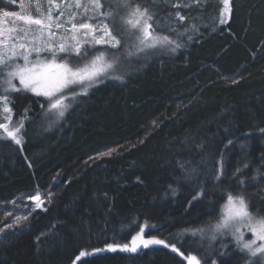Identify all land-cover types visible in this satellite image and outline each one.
Wrapping results in <instances>:
<instances>
[{
    "label": "trees",
    "instance_id": "1",
    "mask_svg": "<svg viewBox=\"0 0 264 264\" xmlns=\"http://www.w3.org/2000/svg\"><path fill=\"white\" fill-rule=\"evenodd\" d=\"M53 1L0 0V12L38 15ZM130 2L154 14V31L181 47L128 58L122 9L108 5L113 15L98 21L121 47L86 42L84 59L74 53L71 61L123 54L122 79L70 97L55 123L45 97L7 93L23 142L0 138V264H187L197 254L200 264L255 262L234 245L223 253L202 247L187 232L209 228L229 193L264 218V0H231L223 24L221 0ZM35 193L46 199L43 208H33ZM141 229L168 246L107 249ZM81 251L89 254L77 259Z\"/></svg>",
    "mask_w": 264,
    "mask_h": 264
},
{
    "label": "snow or ice",
    "instance_id": "2",
    "mask_svg": "<svg viewBox=\"0 0 264 264\" xmlns=\"http://www.w3.org/2000/svg\"><path fill=\"white\" fill-rule=\"evenodd\" d=\"M200 2L201 0H193V3L196 5H199ZM222 3L223 9L220 12V22L223 24L230 17L232 9L231 0H222ZM77 6H79V4ZM119 6L131 9L128 18L124 19V23L130 25L132 29H140L142 32V35L137 37L139 44L135 46V52L128 51L126 54L127 57H131L137 53H143L145 49H155L158 46L163 47L175 44L176 48L181 47L180 44L169 39L168 36L155 34L153 27L155 17L154 14L149 13L147 8L141 10L139 4L132 7L130 0H119ZM174 6L179 7L180 5ZM187 6L188 5H185V7ZM109 7H111V5H109ZM94 8L96 10L102 8L100 0H94ZM100 14L106 17H111L113 15L112 12H101ZM3 15L6 17L15 16L29 25H39V31L41 34L40 38H37L39 46L32 47L31 49V52L37 54L36 59L30 60L29 57L31 53L24 54L22 56L24 64H16L15 68L6 73L7 79L4 82L8 85V88L4 89V91H21L22 89L17 88L13 83V78H18L23 90L30 91L37 96L45 97L48 106L44 109V113L50 118L51 123H55L57 120L65 116V112L70 106L66 101H68L70 97L74 99L78 95H86L88 88L98 83L101 76L107 77L110 70L115 71L117 66L122 63L118 56H114L111 60L106 59V53L101 51L84 64L74 66L71 61L73 52L70 49V46L61 43L56 47L50 41L42 39L44 28L50 27V25L45 24L44 20L34 19L31 16H23L16 12L8 11H5ZM176 15L181 21L185 19V17L179 12H177ZM141 25H143L142 28ZM57 27H60V25L57 24ZM72 28L76 29L77 25L73 24ZM79 28L88 29L90 33H94L96 30L93 25L87 23L80 24ZM193 29L195 30V25H193ZM22 31L27 32L25 29H22ZM102 31L103 35L98 39L93 35L94 43L96 45H108L113 49L119 50L121 47V40L118 39L116 35H113L107 24L102 26ZM51 35L54 34L49 33V36ZM189 39H192V37H189ZM19 47L25 48V45L21 43L19 44ZM176 48H173L172 51H175ZM44 52H46L50 58H42L40 53ZM74 53L77 59H84V56H86V53H81V45L79 43L75 45ZM16 55L17 54L14 51L13 56ZM7 63V59L0 56V67L6 66ZM113 78L122 79L121 76H114ZM77 87L81 89L80 92L76 91ZM0 99H3L5 104L3 111L5 113H11L12 109L8 107V97L5 95L0 97ZM41 107L42 109L44 108L43 105H41ZM22 127L23 124H21L20 127L9 129L8 125L0 124V129L4 130L6 137L10 138L17 145L23 142L22 136L19 135ZM261 132L264 133V129H261ZM231 143L232 141H229V144ZM110 154L111 152L101 153L100 155L103 156ZM180 166L183 167L182 164ZM237 171H239V169H237ZM216 178L220 179V176H217ZM241 183H243V181H241ZM31 199L36 203L37 207L42 206L44 203V201L40 199L39 194L31 197ZM17 222H19V220ZM234 222H240L241 224H244V226L249 227L256 238L249 243H244L242 245V250L247 249L252 257H264V244L253 248L256 240L264 241V218L257 219L249 212L248 204L243 196L234 197L229 193L227 203L224 205V213L220 221L214 226V230L219 231L221 229L229 228ZM0 231H2V229H0ZM192 231L193 233L196 231L202 233L203 229H195ZM236 231L239 232V228H237ZM142 233L143 229H141V233L133 236L130 245L108 244L106 247L111 251L119 249L120 251L135 253L141 245L144 247H148L150 244H164L165 247L168 246L163 240L156 238L145 240ZM242 236L243 233L237 237V240H240ZM172 249L173 251H178L174 245L172 246ZM96 251L101 250L97 249ZM88 254L89 253L81 251L77 259ZM186 259L187 264H200L196 256H188ZM253 264H255V262H253Z\"/></svg>",
    "mask_w": 264,
    "mask_h": 264
},
{
    "label": "rangeland",
    "instance_id": "3",
    "mask_svg": "<svg viewBox=\"0 0 264 264\" xmlns=\"http://www.w3.org/2000/svg\"><path fill=\"white\" fill-rule=\"evenodd\" d=\"M100 2L102 4V8L99 10H96L94 8V0H54L53 4L49 5L47 9H44V10L40 9L37 12L38 15H32V14L29 15V14L20 13V12H18V14L23 15V16H31L34 19L44 20L45 24L50 25V27L44 28L42 39L45 41H50L56 47H58L59 44L64 43L70 46V49L72 50L74 54V48L77 43H79L81 46L83 45V43H86V42L94 43L93 35H95L97 39L103 35L102 26L104 24L99 22L98 18L102 16L100 13L106 12L105 8H107L108 5H111V7L115 8L114 10L116 11H121L122 9V11L117 15V17L119 18L120 25L122 26V28L126 30L128 37L130 38V41L128 38V43L131 42L132 44L131 45L132 48L130 51L135 52V46L139 44L137 37L141 36L142 32L140 31V29H132L130 25H127L126 23H124V19L128 18L129 12L131 11V9L119 6V0H100ZM78 4L79 6H77ZM81 4L83 6H86V8H84L83 14H79L78 12L81 7ZM131 6L135 7L132 5V3H131ZM3 13L4 12H0V56H3L5 59H7L8 63L6 66L0 67V73L2 72L3 74L1 78L2 82L0 85L2 96L0 95V97H3V95L7 96V93L11 91V90H9L8 92L4 91V89L8 88V85L4 82L7 79L6 73L8 71H11L13 68H15L16 64H20V65L24 64V60L22 56L24 54L31 53L29 57L30 60L36 59L37 54L34 52H31V49L32 47L39 46V41L37 38H40V35H41L39 31L40 29L39 25H34V24L29 25V24H26L23 20H20L15 16L6 17L3 15ZM75 23H77V28L73 29L72 25ZM82 23L93 25L94 28L96 29L95 32L90 33L88 29H80L79 25ZM57 24H59L60 27H57ZM142 27L143 25H141V28ZM22 29L27 30V32L22 31ZM49 33H53L54 35L49 36ZM155 34L157 33L155 32ZM21 43L25 45V48L19 47V44ZM166 46L168 47V45ZM166 46H163V47L158 46L155 49H145L143 53L145 55L146 53L151 52L152 50L156 51V50L170 49V47L166 48ZM14 51L17 54L16 56H13ZM97 54H95L94 56H96ZM140 54L141 53H137L133 56H136V55L139 56ZM121 55L122 56H118V57H120L122 63L117 66L115 71L110 70L107 77L101 76L98 83H101L105 80L107 81L108 79H113L114 76H119L121 74L119 71L122 69H118V68L119 67L121 68L122 65H123L122 67L127 65V62L124 61L123 59L124 55H126V52L124 55L123 54ZM40 56L42 58L44 57L50 58V56H48L46 52L40 53ZM90 59L91 58H89L88 60ZM106 59L111 60L112 58L106 57ZM13 83L16 85L17 88L23 89L22 85H20L18 78H13ZM76 91L80 92L81 89L77 87ZM69 101L70 100L66 101V103L69 104ZM4 107H5L4 101L3 99H0V124L8 125L9 129L20 127V125L22 124V120L12 117L11 113H5L3 111ZM1 136L6 137V134L4 133L3 129H0V137ZM38 194L39 193H35L33 197ZM39 196L41 200L43 201L46 200L45 198L41 197L40 194ZM31 202H32L33 208H43V205L40 207H37L36 203L32 199H31ZM226 203H227V199L221 208L219 218L211 226H209V228L204 229L202 233L199 231H196L195 233H193V231H189L187 233L193 236L199 235V239H201V241L203 242V243L201 242L203 244L202 247L208 246V248H210L212 251L214 248L215 249L220 248V252L223 253L225 249L234 245L236 249L242 251L247 256V262L257 261L258 263L260 262L259 264H264V257H258V258L252 257L250 252L247 249L242 250V245L244 243H249L252 240L256 239L253 232L250 230L249 227L244 226V224H241L240 222H234L229 228L221 229L219 231L214 230V226L220 221L224 213V205ZM252 215L257 219L261 218L255 214H252ZM237 228H239V232L236 231ZM241 233H243L242 238L240 240H237V237L240 236ZM142 235L145 240L152 239V238L144 236L143 233ZM128 244L130 245L131 242ZM261 244H264V241L256 240V243L253 245V248L258 247ZM150 245H154V244H150ZM141 247H144V246L141 245L139 248ZM196 257L199 260L201 256L197 254Z\"/></svg>",
    "mask_w": 264,
    "mask_h": 264
}]
</instances>
